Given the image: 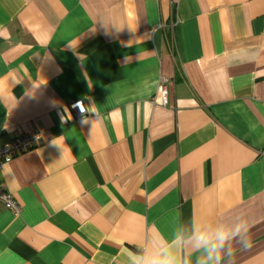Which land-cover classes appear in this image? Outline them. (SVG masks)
Wrapping results in <instances>:
<instances>
[{
    "label": "crops",
    "instance_id": "crops-1",
    "mask_svg": "<svg viewBox=\"0 0 264 264\" xmlns=\"http://www.w3.org/2000/svg\"><path fill=\"white\" fill-rule=\"evenodd\" d=\"M34 133L0 264L181 255L182 225L239 219L227 264H264V0H0V147Z\"/></svg>",
    "mask_w": 264,
    "mask_h": 264
},
{
    "label": "clouds",
    "instance_id": "clouds-1",
    "mask_svg": "<svg viewBox=\"0 0 264 264\" xmlns=\"http://www.w3.org/2000/svg\"><path fill=\"white\" fill-rule=\"evenodd\" d=\"M184 227L188 226L182 225L176 234V249L181 255H177L175 251L152 256L138 252L129 257L130 264H193V257L194 264H227L225 257H232L233 241H237L243 248L250 247L249 225L243 219H239L234 225L215 230H197L194 221L187 233L183 231Z\"/></svg>",
    "mask_w": 264,
    "mask_h": 264
},
{
    "label": "built area",
    "instance_id": "built-area-1",
    "mask_svg": "<svg viewBox=\"0 0 264 264\" xmlns=\"http://www.w3.org/2000/svg\"><path fill=\"white\" fill-rule=\"evenodd\" d=\"M165 94V92H163ZM70 109L76 112L78 116L85 115V108L82 102H76L70 105ZM42 143V137L39 133L32 135H16L9 143L0 147V166L10 163L17 155L32 150ZM0 202L13 214H19V206L12 197L0 188Z\"/></svg>",
    "mask_w": 264,
    "mask_h": 264
}]
</instances>
